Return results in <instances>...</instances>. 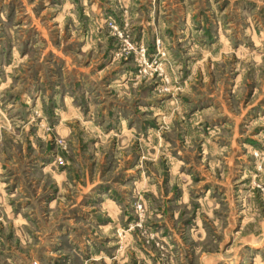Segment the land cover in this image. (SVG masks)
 <instances>
[{
	"label": "rangeland",
	"instance_id": "374dc122",
	"mask_svg": "<svg viewBox=\"0 0 264 264\" xmlns=\"http://www.w3.org/2000/svg\"><path fill=\"white\" fill-rule=\"evenodd\" d=\"M0 264H264V0H0Z\"/></svg>",
	"mask_w": 264,
	"mask_h": 264
}]
</instances>
